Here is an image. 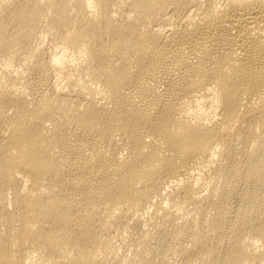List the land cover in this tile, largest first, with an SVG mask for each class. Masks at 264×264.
Segmentation results:
<instances>
[{
  "label": "bare ground",
  "instance_id": "1",
  "mask_svg": "<svg viewBox=\"0 0 264 264\" xmlns=\"http://www.w3.org/2000/svg\"><path fill=\"white\" fill-rule=\"evenodd\" d=\"M0 264H264V0H0Z\"/></svg>",
  "mask_w": 264,
  "mask_h": 264
}]
</instances>
